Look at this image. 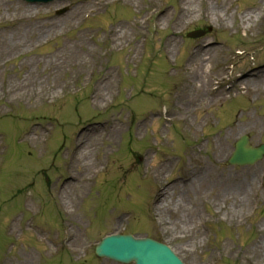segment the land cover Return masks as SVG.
Here are the masks:
<instances>
[{
  "label": "rangeland",
  "instance_id": "obj_1",
  "mask_svg": "<svg viewBox=\"0 0 264 264\" xmlns=\"http://www.w3.org/2000/svg\"><path fill=\"white\" fill-rule=\"evenodd\" d=\"M12 1L15 5L32 7L36 16L23 20L20 13L14 14L12 10L9 14L12 18L17 17L16 23L0 22V32L11 35L18 31V27L21 32L36 20L50 24L59 22L61 25L48 37L28 38L25 43L13 47L14 51H8L9 55L0 63V137L5 147L0 143V166L3 162L0 171V264L5 259L9 264L20 262L24 257H19L25 254L23 250L26 249L37 253L39 264H116L94 255L97 241L113 233H131L162 240L184 264H264V158L250 167L227 164L234 142L240 135L248 134L253 146L264 143V92L245 93L242 85L251 73H264V0H227L228 11L235 15V19L227 17L224 25L204 17L208 10L205 4L201 7L196 5L194 21L177 31L171 29L178 16L175 0H162L160 9L168 13L162 29L152 28L157 16L154 14L151 20L144 19L141 30L132 24L136 19L144 18L142 7L149 6L148 0H138V8L132 10L119 2L111 3L107 7H110L108 13L101 7L92 13L88 22L80 18L78 12L73 16L72 13L75 7H89L92 0H86L88 3H82L84 0H59L41 5ZM215 1L220 4V0ZM59 10L67 12L58 15L56 12ZM251 11L260 14L251 29L238 28L240 15ZM120 24L127 25L129 37L123 39L122 44L107 57V49L111 45L106 32ZM208 27L212 32L200 39L191 40L186 36L191 31ZM152 31L158 34L149 38L151 45H155L152 48L154 58L148 55L149 46L148 49L143 46ZM173 35L176 42L174 53L164 56L162 47ZM83 38L86 39L84 47L78 42ZM206 44H212L209 48L212 52L211 58L203 64L205 83L200 84L184 67L192 53L200 54V49L203 50ZM86 48L92 51L84 60L86 65L79 68L72 56L82 55ZM63 49L73 53L69 54L68 60L66 57L61 60L64 64L56 67L55 60L59 59L58 54ZM236 51L245 53L236 55ZM162 56L171 59L167 61L170 65ZM228 64H231V71L226 67ZM114 67L117 70L121 68L122 74ZM107 74H112L115 80L100 102L99 87L105 83ZM214 83H218L217 89L222 88L215 96L212 94ZM228 86L231 88L226 89ZM93 87L94 94H90L89 88L92 92ZM42 90L46 93L43 94ZM38 91L41 94L35 96ZM179 94L186 96L184 107L179 106ZM66 96L70 97L63 102ZM87 97L88 100L85 99ZM192 97L200 103L197 110L188 105ZM164 109L163 114L153 118L146 116L161 113ZM75 110L86 118L80 122L77 118V122ZM180 112L193 122L203 120L207 114L208 119L202 127L196 126L194 131L188 132L182 123L184 121L178 117ZM94 115L98 121H110L117 131L99 138L100 134L82 137L83 130L79 133L82 148H79L76 161L70 167L76 182L66 193L69 184L63 182L68 179L69 172L63 167L65 161L59 151L71 146L75 133L79 131L78 126ZM231 125L239 126L242 131L229 143L228 152L223 154L213 149L210 141L228 131ZM136 129L138 135L135 134ZM163 137L168 141L164 142ZM173 138L179 145L173 144ZM90 139L95 141V145L86 150L84 158L83 150ZM151 141L155 145L152 149H156L159 155L144 150L150 149ZM179 141L185 143L184 149ZM190 148L198 155L192 157V150L187 151ZM143 151L147 154L146 167H143V162L141 172H138L137 157ZM162 154L171 157L165 158ZM159 157L171 162H160L162 159ZM103 158L105 161L111 159L112 167L100 172L93 185L88 184L93 169L102 168ZM211 168L218 175L232 178V186L244 178L248 181L246 193L249 201L236 208V215L230 213L233 219L229 220L225 213L231 202L222 203L215 193H210V186L194 185L199 189L190 192V183L183 185L181 182L188 175L194 178ZM137 173L144 180H139ZM151 173L158 175V185L168 190V197L154 199L155 204H149L150 212L147 204L151 199L147 195L155 193L147 182ZM48 181L53 182L50 191L60 196L68 206L69 217L63 211L72 236L69 249L66 247L67 254L53 257L50 256L58 245L55 235L61 234L64 221L57 215L51 201ZM60 183L63 184L58 187ZM64 185L61 195L60 189ZM79 189L83 190L80 200H70L68 193ZM144 204L145 212L141 213ZM31 221H38L36 227L47 229L46 234L52 237L54 244L52 247L45 235L39 238L24 231L31 226L28 223ZM209 229H214V236L208 233ZM217 257L222 258V262H217ZM29 258L33 260L32 256Z\"/></svg>",
  "mask_w": 264,
  "mask_h": 264
},
{
  "label": "bare ground",
  "instance_id": "obj_2",
  "mask_svg": "<svg viewBox=\"0 0 264 264\" xmlns=\"http://www.w3.org/2000/svg\"><path fill=\"white\" fill-rule=\"evenodd\" d=\"M106 3L111 2L113 0H104ZM123 4L126 5H130V6H134L137 9V4H138V0H121ZM152 3L154 5H158L159 4V0H152ZM228 3L229 1L227 0H220V4L218 2H216L215 0H177V12H178V16L176 19L173 20V23L171 24V29L173 31H177L178 28L181 29L182 27H185L187 24H191L194 21L195 18V7L197 4H205L206 8L208 10H206V13H204V17L205 18H209L210 20H214L215 23H219V24H225L224 22L226 21L227 17L230 19H235V15L233 13H230V11H228ZM89 5V4H88ZM227 6V7H226ZM92 7V4L90 3L89 7H83L82 6H78L77 8L75 7L73 10L74 12L72 13V16L74 14H76L77 12L79 13L80 17L89 10V8ZM259 7H261V5H259ZM14 10V14L20 13L22 16L23 20H31L34 19L36 16V12L34 11V9L30 6H23V5H15L14 2L12 0H0V22H5V21H11V22H15L17 21V17H10L9 12ZM164 11H159L158 17H157V26L159 28H163L162 27V23L166 22V18H168V13L164 12ZM162 14V16H161ZM199 14V11H198ZM260 17V14L256 11H251L249 13H244L242 15H240V22L237 23V27L238 28H244L245 30H249L251 29L252 25L255 23V21ZM35 21V20H34ZM59 21V20H58ZM140 23V22H139ZM61 25V23H47V22H40L39 20H36V22L31 23V27H28L25 30H22L21 32H19L21 29L20 27L17 28L18 31H16L13 34H9L0 32V63L5 61L3 60L5 57H7L8 51L11 50V52H13L14 50H12L13 47H17L19 44H23L27 41L28 38H33L36 36V39H39L40 37H43V35H46V37H48L50 35V33L57 29L59 26ZM115 29L111 30L110 32V37L112 38L113 41V46L117 47L120 46L123 42V39L129 37L127 30L129 28H127L126 26H122L121 24L118 26H115ZM140 29V28H139ZM80 43V46L84 47L85 46V42L86 39L83 38L82 40L78 41ZM78 44H76L77 46ZM176 46V42H175V36L173 35L172 38L168 39L167 42L165 43V54L168 55H172L174 53L173 51V47ZM137 47V46H135ZM204 50L200 49V54H198L196 51L194 53H192V56L190 57V61L188 62V64L185 66L184 69H188V74L192 76V78H194L196 80V82H199L200 84L205 83L204 78H205V71L203 69V64L205 63L206 60L211 58L210 53L212 52L211 49H209L208 47L204 46L203 47ZM92 50L88 48H86V51H82V55H73L72 56V60H75L77 62V65L80 66L79 68L83 67L84 65H86V61H84L86 59L88 52L90 53ZM134 52V49H133ZM73 52H70L67 49H63L62 51H60V53L58 54L59 59L55 60L56 62V67L60 66L62 64H64V62L62 63L61 60H63L64 57H66L68 60V58L70 57L69 54H72ZM82 56V57H79ZM87 60V59H86ZM76 62L72 61L73 64H75ZM88 65V64H87ZM190 66V67H189ZM90 67V65H89ZM47 68H51V66L49 67L47 65ZM48 70H46L45 72H47ZM253 75H248L246 77V79H244L242 81V85H243V89L249 93L250 91H252L253 93H258V91H263L264 92V77H262L260 80L258 79V81H252L250 80L252 78ZM241 78V77H240ZM114 76L112 74H107L105 83L102 84L99 89L100 92L98 94V99L99 101H103L105 99V93L107 92V90L112 86V82L114 81ZM255 80V79H254ZM257 80V79H256ZM195 82V81H194ZM257 91V92H255ZM43 94L46 93L45 90H42ZM35 92H33L32 94H34ZM41 94V91H38L35 93V96H39ZM30 98V97H29ZM44 98H48V97H44ZM31 99V98H30ZM97 99V100H98ZM186 96H184L183 94H179L178 95V100H179V106L184 107V105H182L185 102ZM190 101L188 102V105H191L192 110H197L200 107V103L197 100V98L192 97L189 99ZM189 109V108H188ZM190 111H192L191 109H189ZM176 112V111H175ZM171 114V113H170ZM173 114V112H172ZM174 115V114H173ZM179 118H182L181 120L184 121L182 122L186 128V130L188 132L194 131L197 127H202L206 122V120L208 119V114L206 116H203L202 119L203 120H199V121H192L189 119L188 116H186L184 114V112H180L178 115ZM250 119V118H249ZM117 129L111 125L106 126V128L104 130H99L98 132H96L95 135H99V137H101V135L103 136H109L111 133L116 132ZM242 131L241 128H239V126H230L228 127V131H224L221 133V135L218 138L213 137L212 141H210V143L212 144L213 149L217 150V151H222L223 154L228 152V148L229 147V143L232 142L237 136V134H239ZM136 133L139 134L137 132L136 129ZM79 137H77L78 139ZM95 145V141L93 139H90L89 142L87 143L86 148L83 150V157L85 158L86 155V150L88 148H91L92 146ZM220 148V150L218 149V147ZM79 148L81 147V144L78 146L76 152L73 154L72 157V161L70 162L69 166L71 167V165L73 164L76 158V155L79 153ZM191 156L195 157L196 155L194 154L193 151H191ZM86 155V156H85ZM88 162V160L86 161ZM71 169V168H70ZM95 168L93 169L94 172ZM191 176V175H188ZM156 178H158V175L156 174ZM76 179L73 177L66 185L67 186V191L69 190L70 186L72 183H75ZM232 182L233 179L230 177H224L222 174H217L216 170L211 168V169H207L203 174H198L196 177L192 178V180L189 182L190 186H189V191L193 192L199 189L195 188L194 185L196 186H200V185H208L209 187V191L211 194L215 193L216 197H219L222 201V203L224 202H231V207L230 209L228 208V212H227V216L229 219H233V215H236V208L241 207L245 204L248 203L249 201V194H247V179L244 178L242 180H239L235 186H232ZM65 187V186H64ZM63 187V188H64ZM62 188V189H63ZM176 188V187H175ZM61 189V190H62ZM225 192H224V191ZM217 191H220L221 193H216ZM71 193V192H70ZM83 194V190L79 189L77 191H75L74 193L69 194L68 193V197L70 200L73 201H79L81 196ZM61 195L62 192H61ZM168 197L167 193L165 194V189H162L159 193V195L156 197V199L159 197V199L161 197ZM168 199L164 200L165 202ZM70 202L68 201V204ZM66 204V203H65ZM221 207V205H220ZM230 213L232 214V216L230 215Z\"/></svg>",
  "mask_w": 264,
  "mask_h": 264
},
{
  "label": "water",
  "instance_id": "obj_3",
  "mask_svg": "<svg viewBox=\"0 0 264 264\" xmlns=\"http://www.w3.org/2000/svg\"><path fill=\"white\" fill-rule=\"evenodd\" d=\"M244 143H245V140L238 142V144H237L239 146L238 154H237V156H234L232 158V160L236 161V162H240V163H247V162H251V161H256L261 156V154L263 153V150H260L259 152H257L256 150L244 151L241 148V146ZM107 247H108V241L106 242V248ZM109 247H110L111 253H107V254L113 255V256H117L115 254H112L116 247L122 248L123 249L122 250L123 255L125 256V257H122L124 260L129 259V257L126 256V251H135L139 257H145V256L150 255V249L147 247V243L136 244L130 240L114 239V240H111ZM142 263L143 264H149L150 261L144 260V261H142Z\"/></svg>",
  "mask_w": 264,
  "mask_h": 264
}]
</instances>
